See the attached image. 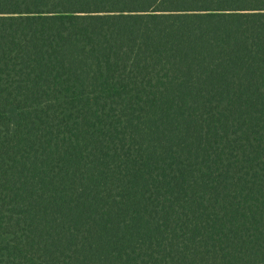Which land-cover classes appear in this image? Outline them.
I'll return each instance as SVG.
<instances>
[{"label":"trees","instance_id":"16d2710c","mask_svg":"<svg viewBox=\"0 0 264 264\" xmlns=\"http://www.w3.org/2000/svg\"><path fill=\"white\" fill-rule=\"evenodd\" d=\"M0 264H264V0H0Z\"/></svg>","mask_w":264,"mask_h":264}]
</instances>
